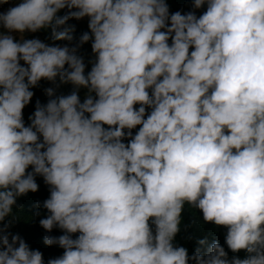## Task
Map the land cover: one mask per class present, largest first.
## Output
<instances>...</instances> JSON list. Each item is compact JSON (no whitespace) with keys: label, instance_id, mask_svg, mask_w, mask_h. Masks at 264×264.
<instances>
[{"label":"clouds","instance_id":"9594fccd","mask_svg":"<svg viewBox=\"0 0 264 264\" xmlns=\"http://www.w3.org/2000/svg\"><path fill=\"white\" fill-rule=\"evenodd\" d=\"M2 4L0 264H45L12 231L38 176L46 264H264V0ZM185 205L227 250L176 242Z\"/></svg>","mask_w":264,"mask_h":264},{"label":"trees","instance_id":"16d2710c","mask_svg":"<svg viewBox=\"0 0 264 264\" xmlns=\"http://www.w3.org/2000/svg\"><path fill=\"white\" fill-rule=\"evenodd\" d=\"M170 11L175 12L180 10L182 12H187L192 10V0H167ZM179 6H181L179 8ZM203 9L197 10V14L199 15ZM62 14V13H61ZM70 23L76 24V32L75 36H79L84 31H87V21H70ZM38 36L41 40L46 39V33L41 31L36 34H31ZM65 43V42H58ZM86 55L91 54L90 44L84 46ZM49 82L42 81L40 87L34 89L35 96L33 98L32 103L24 110L25 121L27 122V117L34 111L35 101L36 99H40L42 103L46 102L47 97L44 93V89L49 87ZM71 90V86H64L60 89L63 93H68ZM37 183L40 185L39 191L36 193H29L26 197H21L18 200V203L23 205V210H20L18 215L20 217V221L13 227L12 231L15 233H19L26 242L33 249H39L43 252L45 258V264L47 259L59 256L63 253V249L58 246H47L43 243V237L45 235H53L59 236L63 234L59 229H53L51 233H47L43 228L39 225V219L42 218L46 210L37 209L35 207L37 201H44L49 196L48 186L44 184L42 177H37ZM37 211H41V216H35ZM188 225L187 231H184V226ZM226 233V229L217 228L212 224H205L202 220V213L197 209L192 208L189 205H185V211L183 213V221L181 225V232L176 237V242L180 245H183L189 249V253L191 254L195 248L197 247V240L203 238L205 236L208 237L209 243L213 240H218L221 245L227 247L224 241V235ZM191 237V239H188ZM233 253L229 251V257H231ZM241 258L244 257V253L241 252L238 254Z\"/></svg>","mask_w":264,"mask_h":264},{"label":"rangeland","instance_id":"374dc122","mask_svg":"<svg viewBox=\"0 0 264 264\" xmlns=\"http://www.w3.org/2000/svg\"><path fill=\"white\" fill-rule=\"evenodd\" d=\"M8 7H10L9 4H2V5H0V11H6ZM180 7L181 6H179V8ZM85 21H87V19H85ZM30 36H31V34H27V38H31Z\"/></svg>","mask_w":264,"mask_h":264}]
</instances>
